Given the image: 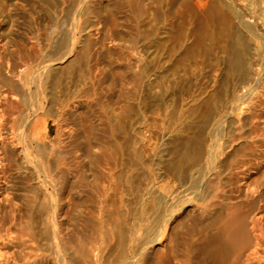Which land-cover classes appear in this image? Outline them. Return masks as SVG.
I'll return each instance as SVG.
<instances>
[{
	"label": "bare ground",
	"instance_id": "1",
	"mask_svg": "<svg viewBox=\"0 0 264 264\" xmlns=\"http://www.w3.org/2000/svg\"><path fill=\"white\" fill-rule=\"evenodd\" d=\"M69 4L0 32V264H264V0Z\"/></svg>",
	"mask_w": 264,
	"mask_h": 264
},
{
	"label": "rangeland",
	"instance_id": "2",
	"mask_svg": "<svg viewBox=\"0 0 264 264\" xmlns=\"http://www.w3.org/2000/svg\"><path fill=\"white\" fill-rule=\"evenodd\" d=\"M19 1L21 2V5L23 7H25L24 8L25 11H29V13L31 14L30 16H31L32 20L26 14L24 15V13L22 11L17 10L15 8V6L13 4V0H0V15H1V19H3L2 20V23L0 25V32H1V34H5V32H6V34H8V32H9V35L11 37L13 36V38H21L22 37L21 34H23L21 32L25 31L23 29V27H28V28L30 27L31 29L33 28L34 30H38L37 28L42 29L45 25L46 26L49 25V28L51 30V35L53 36V37L51 36V40H50V45H51L50 46V48H51L50 51H52V52L58 51V50L61 49L59 47L62 46V43L66 42V41L71 42V40L69 39V34L66 33V31H65V27H66V24H67V16H68V13H69V11L67 12L66 10H68V9L70 10V6L71 5L69 3H71L72 0H65V1L64 0H62V1L61 0H58V1L57 0H42V1L41 0H30V1L29 0H19ZM59 1H61V2H59ZM50 8L53 11H55V12H53ZM45 12H49V13H45ZM66 12H67V14H66ZM18 13H20V14H18ZM50 14H52V15H50ZM19 20H20V22H19ZM18 22H19V24H18ZM26 23H29L30 25L28 24L29 25L28 26ZM25 24H26V26H25ZM12 28H14V29H12ZM51 28H53L55 30H53ZM20 29H21V31H20ZM58 31L61 32L62 34L59 33ZM11 32H13V33H11ZM75 35L76 36H79L80 33H75ZM54 36H56V37H54ZM61 36H62V38H61ZM77 38H78L77 39L78 42H77L76 53H77V55L79 57L81 55V53H82V50H81V48L79 49V46H80V43L83 42V39H82L81 35H80V37H77ZM62 41H64V42H62ZM52 46H53V50H52ZM75 66L76 67H74V72L71 74L74 77H72L70 75L69 78H71V80L67 77L68 80L65 79L63 82H61L60 86H62V87L65 88L70 83L69 86L72 87V85L75 83L73 81H77V78H78V74L77 73L78 72H75V71H78L81 68V65L78 64V66L77 65H75ZM72 78H75V79L72 80ZM62 84H64V85H62ZM50 91H51V89H49V94H50ZM50 100H53L52 97H51V94H50V99H47L45 101V105H44V108H43L44 110L41 109V113L43 112L42 114L44 116L43 117H40L42 119L40 121H38V127H39L38 134L40 133V136L41 137H44L45 140H46V142L47 141H51V142L52 141H56L55 139L58 140L59 137H61L62 139H66L65 137H62V135H61V133L63 134V131H64V130H62V128H64L66 126L65 125L66 123H65L64 120H62L63 118L58 115V112L56 111L55 105L53 104L54 101H50ZM51 102H53V103H51ZM55 111H56V114H55ZM41 113H40V115L42 116ZM46 119L49 120V122H48L49 133H47V134L45 133L46 127L44 125V121ZM55 136H57V138ZM47 138H48V140H47ZM61 140L59 141V143L61 142ZM58 141L56 142L57 144H58ZM89 188L93 189L94 187L92 188L91 185H90Z\"/></svg>",
	"mask_w": 264,
	"mask_h": 264
}]
</instances>
